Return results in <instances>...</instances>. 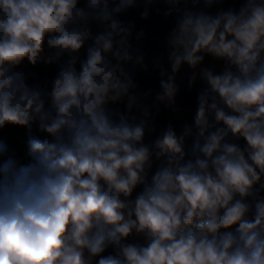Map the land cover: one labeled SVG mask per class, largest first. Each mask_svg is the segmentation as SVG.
Instances as JSON below:
<instances>
[{
    "label": "clouds",
    "instance_id": "clouds-1",
    "mask_svg": "<svg viewBox=\"0 0 264 264\" xmlns=\"http://www.w3.org/2000/svg\"><path fill=\"white\" fill-rule=\"evenodd\" d=\"M0 264H264V0H0Z\"/></svg>",
    "mask_w": 264,
    "mask_h": 264
},
{
    "label": "trees",
    "instance_id": "trees-1",
    "mask_svg": "<svg viewBox=\"0 0 264 264\" xmlns=\"http://www.w3.org/2000/svg\"><path fill=\"white\" fill-rule=\"evenodd\" d=\"M136 19H137V28L138 29L140 27V26H138L139 24H142V23L144 25L145 24H147V25L149 24L148 22L140 21L139 18H138V15L136 16ZM160 21H161L160 24H162L163 23L162 20H160ZM148 30H149V27L147 28V31ZM143 51L146 53L147 58L149 60H151V59H153L154 57H157V56H161V57L166 56V53L164 52L163 47L155 39H150L147 42L146 46L144 47ZM165 66H167V65H165ZM48 75L51 76L52 73H48ZM137 79H138V81L140 83L141 88H144V89L152 88L154 91H158L159 90V88H158V77H157V75L155 73L151 74L150 76H144V75L140 74V75L137 76ZM187 85H185L184 87L181 88L180 101L188 107L189 115H187L185 119H187L189 122H191L190 121V114L192 112H194V109H195L196 92L202 86H201V83H200V81L198 79L197 82H196V88L191 93H188L187 92ZM116 107H122V106L118 105ZM169 120H171L173 122L174 118L171 117V116H168L167 114H164L161 117V123L167 122ZM22 131H24V130H19V132H22Z\"/></svg>",
    "mask_w": 264,
    "mask_h": 264
},
{
    "label": "rangeland",
    "instance_id": "rangeland-1",
    "mask_svg": "<svg viewBox=\"0 0 264 264\" xmlns=\"http://www.w3.org/2000/svg\"><path fill=\"white\" fill-rule=\"evenodd\" d=\"M135 15V14H134ZM160 20L155 22V23H149L147 24H139V28H147L149 27L148 32L151 34V39H155L156 41L159 42L160 37L164 31V22L160 24ZM148 26V27H147ZM169 73H170V68H169ZM191 76L190 70L187 69L185 66L182 70L181 73L177 76V82L180 84L181 88L184 87L185 85L188 84V80ZM186 118V117H185ZM174 127L176 128L177 132L179 133L182 130V126L184 123H190L187 119L184 120H177L174 118V121L172 122ZM25 137L24 131L19 132L17 130L9 129L7 133L3 134V138L7 139L10 144L13 146L19 145L21 148H23L22 141Z\"/></svg>",
    "mask_w": 264,
    "mask_h": 264
}]
</instances>
